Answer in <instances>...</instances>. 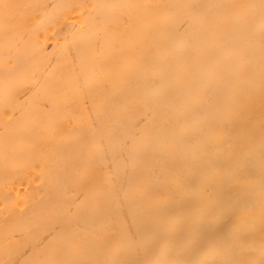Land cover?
Returning a JSON list of instances; mask_svg holds the SVG:
<instances>
[{
	"label": "bare ground",
	"instance_id": "1",
	"mask_svg": "<svg viewBox=\"0 0 264 264\" xmlns=\"http://www.w3.org/2000/svg\"><path fill=\"white\" fill-rule=\"evenodd\" d=\"M0 264H264V0H0Z\"/></svg>",
	"mask_w": 264,
	"mask_h": 264
}]
</instances>
